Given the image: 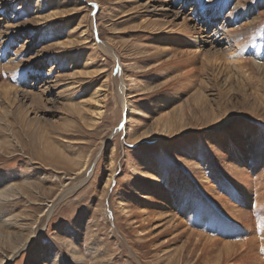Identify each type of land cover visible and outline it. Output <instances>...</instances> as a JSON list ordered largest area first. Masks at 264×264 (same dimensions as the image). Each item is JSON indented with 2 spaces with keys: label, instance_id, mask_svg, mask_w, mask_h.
<instances>
[{
  "label": "rangeland",
  "instance_id": "1",
  "mask_svg": "<svg viewBox=\"0 0 264 264\" xmlns=\"http://www.w3.org/2000/svg\"><path fill=\"white\" fill-rule=\"evenodd\" d=\"M0 65V263L264 264V0H0Z\"/></svg>",
  "mask_w": 264,
  "mask_h": 264
},
{
  "label": "bare ground",
  "instance_id": "2",
  "mask_svg": "<svg viewBox=\"0 0 264 264\" xmlns=\"http://www.w3.org/2000/svg\"><path fill=\"white\" fill-rule=\"evenodd\" d=\"M217 1V0H216ZM228 1H231V0H228ZM167 3V2H166ZM169 7V6H168ZM37 8H39V6L37 7ZM162 8H165V7H162ZM232 15H233V11H232V13L229 15H227L226 17H224V18H222L223 20L220 22V23H218V27H217V29L215 30V33H217V34H220V33H225V35L227 36V38L229 37L230 39H231V41H233L234 40V44L237 42V41H235V37H237V36H234L235 35V31L237 30L236 28V30L234 31V28H233V30H228L227 28H228V24H227V22L229 23V22H231L232 20ZM231 20V21H230ZM191 24V23H190ZM189 24V25H190ZM189 25H183L182 27H180V29H178V31L177 32H179L180 34H182L183 36H186V37H188V38H190L191 39V41H193V43H194V45H195V50H194V52H204L203 51V47L205 46L204 44H207L208 43V41H204V42H202L203 41V38H204V35H201V33L199 32L200 30H198L197 29V26L196 25H192V26H189ZM241 25V24H240ZM243 27V26H242ZM239 28H240V26H239ZM238 32V31H237ZM237 35V34H236ZM237 39V38H236ZM212 40V39H211ZM238 40V39H237ZM239 41V40H238ZM231 44V43H230ZM212 45H213V43H212ZM212 45H211V47H212ZM239 45V44H238ZM237 45V46H238ZM241 45V44H240ZM98 46V45H97ZM112 46V45H111ZM236 46V47H237ZM102 47H104V50H106L108 53H111L112 52V47H110L108 44H104V45H102ZM233 47V46H232ZM215 48V47H214ZM100 49V48H99ZM236 49V52H234L233 54H232V52H230V54H229V57L228 58H230V59H232V61H234L235 60V58H236V55L238 54V51H239V49L240 48H235ZM233 50V49H232ZM233 51H235V50H233ZM201 52V53H202ZM206 52V51H205ZM113 54V53H112ZM239 55H241V54H239ZM243 55V54H242ZM114 56V55H113ZM238 59H239V57H238ZM238 59H236V62H239V61H237ZM241 59L242 60H244L245 61V59H243L242 57L239 59L240 61H241ZM249 61V60H248ZM255 61V60H254ZM253 61V62H254ZM233 64V63H232ZM236 64V63H235ZM234 64V65H235ZM237 65H239V64H237ZM237 65H235V66H237ZM242 65V64H241ZM1 66V65H0ZM262 67V66H261ZM9 78V77H8ZM123 77H121V80H120V95H121V101H122V104L123 105H125L126 104V98L124 97V94H125V89H126V87L124 86V80L122 79ZM1 83V82H0ZM124 83V84H123ZM2 89H3V91L5 92V95L6 96H8V99L10 98V96L9 95H11V88L8 86V85H5V86H3L2 87ZM15 92V91H14ZM15 95V94H14ZM5 96V97H6ZM120 100V99H119ZM9 112V111H8ZM7 114V113H6ZM83 181V180H82ZM6 185V184H5ZM4 185V186H5ZM8 186V185H7ZM15 187H13L12 185L10 186V187H7V188H4V189H0V204L1 203H3V202H7V201H10L11 199H13L14 197H17L18 195H20L21 194V190L20 189H14ZM53 206V205H52ZM227 206V205H226ZM230 207V206H229ZM125 208V207H124ZM124 208H123V210H124ZM231 208V207H230ZM233 208V207H232ZM226 210H227V208H225ZM236 209V208H235ZM1 210V209H0ZM234 210V209H233ZM232 210V211H233ZM128 211V210H127ZM228 211V210H227ZM3 212V211H2ZM48 212H49V214L52 212V209H51V207L49 208V210H48ZM126 212V211H125ZM4 213V212H3ZM8 214V213H7ZM6 214V215H7ZM229 214V213H228ZM14 215V214H13ZM235 216V215H234ZM239 216V215H238ZM16 216H14L13 218L11 217V216H8L7 215V217H6V219H5V213H4V215H2L1 213H0V226L2 225V224H4L5 226L6 225H10L11 223V221L15 218ZM18 218V217H17ZM235 218H239V217H235ZM16 219V218H15ZM20 220V219H19ZM17 222V221H16ZM19 222V221H18ZM263 222H264V220H263ZM34 223V222H33ZM12 224H13V222H12ZM31 224V223H30ZM35 227V226H34ZM32 230V229H31ZM27 231V230H26ZM10 232V231H9ZM25 234V233H24ZM202 234V233H201ZM204 235V234H203ZM1 236V235H0ZM12 235H10L9 233H7L6 234V237H7V239H9L10 237H11ZM207 236V235H206ZM206 236H204V237H206ZM210 237V236H209ZM20 238H21V236H20ZM23 239V238H22ZM212 239H214V242L217 240H215V238H212ZM200 240V239H199ZM25 241V240H24ZM219 241V240H218ZM28 242V241H27ZM208 242H211V241H208ZM213 241L211 242L212 244L214 243ZM220 242V241H219ZM218 242V243H219ZM229 242V241H228ZM228 242H227V244H228ZM263 242V241H262ZM15 243H17V242H15ZM211 243H208V244H211ZM217 243V242H216ZM223 243V242H222ZM254 243V242H253ZM5 244V243H4ZM210 245V246H213V245ZM215 244V243H214ZM232 244H234V242H232ZM264 244V243H263ZM230 245V244H229ZM235 245H236V243H235ZM19 246H21V244L19 243L16 247H15V250H16V252L21 248V247H19ZM23 246V245H22ZM231 246V245H230ZM24 247V246H23ZM232 247H233V245H232ZM214 248H216V247H214ZM226 251H227V249H225ZM228 250H230L229 248H228ZM234 250V249H233ZM21 251V250H20ZM221 252V251H220ZM229 252V251H228ZM228 252H227V256H229L228 255ZM231 252V251H230ZM222 253V252H221ZM220 253V254H221ZM226 253V252H225ZM219 256V255H218ZM109 257V256H108ZM4 262V261H3ZM3 262H1L0 264H3ZM218 262V261H217Z\"/></svg>",
  "mask_w": 264,
  "mask_h": 264
}]
</instances>
